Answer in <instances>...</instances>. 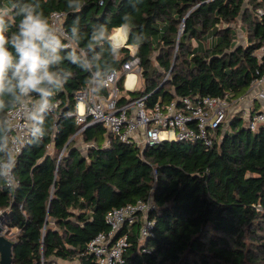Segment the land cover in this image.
<instances>
[{
  "label": "trees",
  "instance_id": "trees-1",
  "mask_svg": "<svg viewBox=\"0 0 264 264\" xmlns=\"http://www.w3.org/2000/svg\"><path fill=\"white\" fill-rule=\"evenodd\" d=\"M13 2L0 0V7ZM19 2L36 6L49 27L51 13L63 11V26L77 45L60 48L62 59L51 66L59 84L48 86V98L61 99L63 109L56 126L51 114L42 117L43 137L34 136L16 159L19 187L0 186L6 235L16 243L14 264L75 258L79 264H98L88 242L109 230V210L138 199H152L157 206L149 213L154 234L143 244L133 226L123 264H264V125L255 131L241 126L240 115L219 129L220 138L209 147L182 141L143 150L116 139L105 145L107 129L100 123L75 135L80 125L67 115L79 90L94 82L105 93V73L131 56L128 46H115L111 38L125 25V44L138 46L144 81L129 91L132 98L151 93L153 104L176 95L244 94L256 69L264 73V15L256 12L264 0ZM20 19L14 13L9 19V36ZM239 23L246 26L245 42L238 38ZM157 49L154 67L151 55ZM175 49L173 70L159 87L160 68L170 70ZM73 55L76 59L69 58ZM123 82L124 76L122 88ZM18 95L0 96V158L10 153L5 113L26 97ZM77 137L94 146L82 151Z\"/></svg>",
  "mask_w": 264,
  "mask_h": 264
},
{
  "label": "built area",
  "instance_id": "built-area-1",
  "mask_svg": "<svg viewBox=\"0 0 264 264\" xmlns=\"http://www.w3.org/2000/svg\"><path fill=\"white\" fill-rule=\"evenodd\" d=\"M256 12L262 17L264 8L258 7ZM63 18V11H53L50 15V29L61 40L64 45L62 48L75 47L76 42L63 26ZM111 38L115 46H121L119 42L115 43L114 37ZM122 45L132 48L125 43ZM133 47L135 49H130L131 56L120 67H113L105 73L103 79L105 93H100L94 82L90 87L77 92L74 109L67 112V115L75 117L76 123L80 125L75 135L89 126L100 123L108 132L105 145L116 139L137 145L143 150L163 142L182 141H201L209 147L220 138L219 129H224L233 103L246 114V125L249 129L255 131L264 125V73H261L260 69H256V75L246 92L238 97H231L228 93L222 96L176 95L171 100L159 97L153 104H149L148 98L151 93L132 98L121 86L123 76L125 78L137 72L141 74V56L137 53L138 46ZM47 100L48 107L39 113V120H33L31 115L37 111L41 97L26 96L6 111L5 138L14 166L24 146L36 135L43 137L40 129L42 117L51 114L56 126L57 119L63 113L61 99L47 97ZM255 103L259 106L258 109L254 107ZM85 145L86 148L94 146L93 143ZM64 151L65 149L61 155ZM14 166L6 177L8 186L18 183ZM156 208L152 199H138L112 208L105 216L109 230L98 232L88 242V253L94 256L98 264H123L133 226L138 228V239L143 244L153 236L155 221L149 217V213ZM142 250L149 251V248L143 246ZM44 264L57 262L51 260Z\"/></svg>",
  "mask_w": 264,
  "mask_h": 264
},
{
  "label": "clouds",
  "instance_id": "clouds-1",
  "mask_svg": "<svg viewBox=\"0 0 264 264\" xmlns=\"http://www.w3.org/2000/svg\"><path fill=\"white\" fill-rule=\"evenodd\" d=\"M69 6H72L71 3ZM13 13L21 19L17 31L9 36V19ZM9 45L12 50H9ZM63 46L42 13L36 11V6L14 0L10 7H0V96L6 92L18 93L17 98L31 92L39 93L40 105L31 115L33 120H39V113L48 107L47 97L52 95L48 86L59 84L51 66L62 59L58 53ZM69 58L76 59L74 55ZM13 166L11 155L0 158V186L14 191L19 183L9 188L6 179Z\"/></svg>",
  "mask_w": 264,
  "mask_h": 264
},
{
  "label": "rangeland",
  "instance_id": "rangeland-1",
  "mask_svg": "<svg viewBox=\"0 0 264 264\" xmlns=\"http://www.w3.org/2000/svg\"><path fill=\"white\" fill-rule=\"evenodd\" d=\"M249 6V4L248 3H246V7H248ZM123 29L124 28H122V31H123ZM236 29H238V38H239V40H243L242 42H245L246 40H247V31H246V26H241V23H239L237 26H236ZM117 31V30H116ZM116 31H114L113 33H112V35L111 36H113L114 38H115V43L116 42H121L120 41V39H122L121 37L124 35V32H122L121 31V34L122 35H119V33L118 32H116ZM120 37V38H119ZM117 38V39H116ZM126 43V42H125ZM192 44H196V42L193 40L192 41ZM130 47H132V48H130L131 50L134 48L133 47V45H130ZM135 49V48H134ZM136 50H137V48H136ZM159 50L157 49V50H154L153 51V53H152V55H151V58H152V64H153V66L154 67H156L157 66V55L159 54ZM174 57H175V62H176V59H177V50L175 49V52H174V56H173V62H174ZM175 62H174V64H175ZM160 74L162 75V78H163V81H165L168 77H170V74H171V72H169V71H167L166 69L165 70H163V69H161L160 68ZM137 74H138V76H139V80H138V82H137V89H140L141 87H143L144 86V81H143V77L141 76V74L139 73V72H137ZM163 83V82H162ZM167 84V83H166ZM165 84V85H166ZM167 87H169V85L167 84L166 85ZM254 107L256 108V109H258L259 108V106L255 103L254 104ZM238 109V110H237ZM236 111H237V113H236ZM238 114V115H237ZM242 116V120H240V124H241V126H245L246 125V118H245V113L240 109V107L239 106H237V107H235L234 106V103L233 104H231V108H230V110H229V114H228V119L226 120V122L224 123V128H227L228 127V124H229V122L231 121V120H233V119H235V118H239L238 116H240V115ZM73 138V137H72ZM77 139L79 140L78 141V144L80 145V144H83V142L84 141H82L81 140V138L80 137H77ZM77 142V141H76ZM168 143H171V142H168ZM83 146H84V148L82 149V151H85V149H86V145L85 144H83Z\"/></svg>",
  "mask_w": 264,
  "mask_h": 264
},
{
  "label": "water",
  "instance_id": "water-1",
  "mask_svg": "<svg viewBox=\"0 0 264 264\" xmlns=\"http://www.w3.org/2000/svg\"><path fill=\"white\" fill-rule=\"evenodd\" d=\"M181 31L182 30H180L178 41L180 39ZM174 62H175V57H174ZM174 62L172 63L169 72H172L174 67ZM164 82L165 81H163V83ZM163 83L159 87H161ZM71 139L67 142V145L69 144ZM5 214H6L5 212L0 213V264H14L13 249L16 246V243L6 235L7 229H6V225H4Z\"/></svg>",
  "mask_w": 264,
  "mask_h": 264
},
{
  "label": "crops",
  "instance_id": "crops-1",
  "mask_svg": "<svg viewBox=\"0 0 264 264\" xmlns=\"http://www.w3.org/2000/svg\"><path fill=\"white\" fill-rule=\"evenodd\" d=\"M122 28H124L123 31H122ZM119 29H121V31L124 32V35L121 37L122 39H120L121 42H119V44L122 45L123 43H125L127 41V31H126L125 27H121V28H118L116 30H119ZM121 31L119 32V35H122ZM134 75L132 77V75L130 74L124 78V82H123L124 83V88H123L124 90L123 91L126 92L127 94H129V91L137 89V82L139 80V76H138V74H134ZM100 93H102V92H100ZM107 136H108V132L106 134V137ZM76 141H75L76 145L80 146V148L83 149L84 148L83 144H86V143L83 142V144L79 145L78 144L79 140L77 139ZM52 148L53 147L51 146V149ZM58 261H59V264H79L78 263L79 260L77 258L72 259V260H58Z\"/></svg>",
  "mask_w": 264,
  "mask_h": 264
},
{
  "label": "bare ground",
  "instance_id": "bare-ground-1",
  "mask_svg": "<svg viewBox=\"0 0 264 264\" xmlns=\"http://www.w3.org/2000/svg\"><path fill=\"white\" fill-rule=\"evenodd\" d=\"M120 31H121V30H118V31H116V32H118V33H119ZM112 37H113V36H112ZM119 38H120V37H119ZM131 75H132V77H133V75H134V74H131ZM134 76H135V75H134Z\"/></svg>",
  "mask_w": 264,
  "mask_h": 264
}]
</instances>
